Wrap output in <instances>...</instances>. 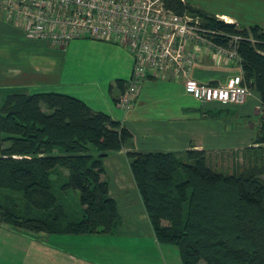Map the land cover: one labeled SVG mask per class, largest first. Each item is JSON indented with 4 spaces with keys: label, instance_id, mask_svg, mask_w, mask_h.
Segmentation results:
<instances>
[{
    "label": "trees",
    "instance_id": "1",
    "mask_svg": "<svg viewBox=\"0 0 264 264\" xmlns=\"http://www.w3.org/2000/svg\"><path fill=\"white\" fill-rule=\"evenodd\" d=\"M166 3L203 17L217 45L229 47L232 36L241 37L235 45L244 84L264 108V30L241 29L183 0ZM128 85L119 82L122 94ZM133 139L129 128L78 97L9 93L0 106V224L32 233L117 234L122 217L103 179L104 160L132 147ZM255 142L264 145V123ZM127 156L157 241L176 246L183 264H264V180L258 166L220 172L208 152L197 148L129 150ZM61 169L68 172L62 189L80 193L82 218L70 219L58 203L52 177Z\"/></svg>",
    "mask_w": 264,
    "mask_h": 264
},
{
    "label": "crops",
    "instance_id": "2",
    "mask_svg": "<svg viewBox=\"0 0 264 264\" xmlns=\"http://www.w3.org/2000/svg\"><path fill=\"white\" fill-rule=\"evenodd\" d=\"M183 2L241 29L260 26L264 30V0ZM5 35L17 41L20 54H11L14 64L7 62V66L18 68L16 74L0 76L3 94L24 90L78 97L92 110L108 113L121 122L132 131L134 139L132 147L112 152L104 160L103 179L108 181L110 195L122 217L117 234L32 233L0 224V264H169L166 246L157 241L146 214L127 152L180 153L197 148L206 150L210 160L213 152L248 145L247 141H255L256 134L245 133L242 116L263 109L260 96L251 90L247 104L238 114L242 119L229 127L225 119L205 115L202 103L188 92L185 78H176L173 73L146 79L134 106L124 111L118 105L123 92L119 82L128 85L135 62L127 48L83 38L71 41L61 50H47L46 42L30 40L12 26L5 27ZM193 48L191 44L188 50ZM220 63L211 53H203L192 69L191 79L220 86L242 74L240 65L223 62L221 67ZM5 79L12 82L8 84ZM174 259L178 261L177 254L171 258Z\"/></svg>",
    "mask_w": 264,
    "mask_h": 264
},
{
    "label": "built area",
    "instance_id": "3",
    "mask_svg": "<svg viewBox=\"0 0 264 264\" xmlns=\"http://www.w3.org/2000/svg\"><path fill=\"white\" fill-rule=\"evenodd\" d=\"M0 21L20 30L27 38L67 46L76 39L90 38L119 44L134 56L132 78L118 105L130 110L149 76L172 67L176 78H186V87L204 104L242 105L251 89L244 84L243 72L225 85H211L191 79L200 55L209 52L216 62L240 64L237 42L217 45L216 34L188 14H178L165 0H0ZM197 41V42H196ZM193 44L194 48H188Z\"/></svg>",
    "mask_w": 264,
    "mask_h": 264
},
{
    "label": "rangeland",
    "instance_id": "4",
    "mask_svg": "<svg viewBox=\"0 0 264 264\" xmlns=\"http://www.w3.org/2000/svg\"><path fill=\"white\" fill-rule=\"evenodd\" d=\"M165 5L168 9L178 14L181 15L188 14L194 20H198L202 23L204 22L203 17H201L199 14L192 13L189 10L184 11L183 13L177 12L174 9L167 6L166 0H165ZM5 27H10V26H7L5 24H0V76H3V74H5V76L3 77L7 76L8 78L9 76L16 74L18 68H11L12 66H7V62L9 63V65L14 64V61L11 58V54H18V53L20 54V50L17 45V41H15L10 35L4 36ZM42 42L47 43V50H49L50 48L58 49V50L65 48V46L54 45L49 41H42ZM103 42L109 43L107 41H103ZM223 65H225L223 64V62L219 64V66L221 67H223ZM158 72L172 76L173 73H175V70L172 67H168V68H164L162 72H160L159 70ZM2 80L3 79L0 78V83L2 82ZM4 81H6L8 84L12 82L10 80L8 81V79H5ZM185 82H187L186 78H185ZM2 88H3L2 85H0V106L2 105L3 101L6 98L5 93L3 94ZM247 102L242 105H231V107L228 106L227 108L219 105H208V104L205 105L204 103H202L203 105L202 107L205 110V115L211 116L212 118L225 119L228 122L229 127L230 125L232 126V123L235 122L236 120L239 121L240 119L243 118L242 123L243 125H245L244 126L245 133L251 135V133L254 131V133L256 134L255 137L257 138V134L264 123V108L262 107L263 109H255V111L252 112V115L250 116L243 115L242 118H239L240 115L238 114L241 112L242 107H244L247 104ZM253 120H257V122L252 123ZM247 142L249 143L248 145L245 143L243 146H238V147L233 146L231 148L222 150L220 152L211 153L210 154L211 166L217 171L231 174L236 172L237 170L242 171L244 169H247L249 166L255 165L262 170L261 178L264 180V145L257 144L255 141L252 140ZM67 176H68L67 170L61 169L60 172H58V174L52 177L54 179L53 181L54 192L58 198V203L63 207L62 210L64 211V214L67 215L70 219H79L82 218L84 213V207L81 205L80 193L74 190L64 191L62 189L63 184L67 182ZM128 196H130V194ZM23 209L19 208V210L21 211H23ZM36 214L42 216L43 213L36 212ZM163 246H166L165 250H167V254L169 255V261H170L169 264H183L179 249L176 246H171V245H163ZM175 254H177L179 257L178 261H175V259L171 260V258L175 257Z\"/></svg>",
    "mask_w": 264,
    "mask_h": 264
}]
</instances>
